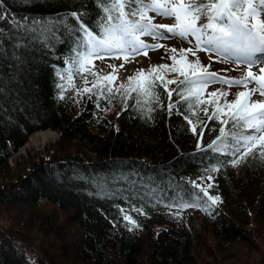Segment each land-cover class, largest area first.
Wrapping results in <instances>:
<instances>
[{
	"label": "trees",
	"instance_id": "trees-1",
	"mask_svg": "<svg viewBox=\"0 0 264 264\" xmlns=\"http://www.w3.org/2000/svg\"><path fill=\"white\" fill-rule=\"evenodd\" d=\"M0 4L6 16L0 20L4 30L0 36V208L14 218L30 215L24 225L18 221L25 232L48 233L66 264H195L206 235L215 237L221 251L232 253L239 245L256 248L252 222L264 219V159L259 148L233 166L231 161L240 154L232 156L231 149L229 155H219L197 148L201 131L203 147L221 126L199 109L198 116L191 115L180 103L169 115L165 107L153 105L156 110L148 120L131 107L125 111L119 94L111 97V103L103 97L97 101L98 89L108 83L84 70L77 74L71 64H65L72 55L73 37L57 22L73 11H88L86 22L95 28L92 0H0ZM34 19L40 24H33ZM12 20L35 31L16 29ZM68 22L74 23L71 18ZM66 69H71V82L67 74L64 80L57 75V70L65 73ZM58 83L66 85L64 99L59 98ZM90 87L91 92L83 91ZM159 90L162 104L167 105V92L162 85ZM171 99H177L175 92ZM201 107H207L209 115L219 109L210 102ZM177 110L183 115H177ZM217 115L226 120L222 111ZM184 116L196 125V133ZM48 131L60 134L62 149L58 144L53 155H45L29 169L20 164L8 180L4 172L10 162L31 138ZM213 167L218 170L211 171ZM193 182L220 200L213 205L204 197L200 207L180 211L166 207L193 199L191 194L200 192ZM43 207L55 209L50 213L52 221L37 214ZM34 215L43 220L31 223ZM125 215L139 226L125 220ZM13 234L0 225V264H46L41 253L46 249L27 244V234L22 240Z\"/></svg>",
	"mask_w": 264,
	"mask_h": 264
},
{
	"label": "snow or ice",
	"instance_id": "snow-or-ice-1",
	"mask_svg": "<svg viewBox=\"0 0 264 264\" xmlns=\"http://www.w3.org/2000/svg\"><path fill=\"white\" fill-rule=\"evenodd\" d=\"M92 3L96 8L95 28L86 22L85 18L89 16L88 11H73L69 17H61L57 21L62 23L70 37H73V47L70 50L72 55L65 60V64H71L77 74L82 73L93 58L104 59L107 56L119 58L122 55L125 60H128L129 57H134L137 54L147 55L148 49L156 50L163 47L161 44L145 43L142 37H149L154 41L179 37L191 45V47L179 49L181 53H191L195 57L196 51L206 50L223 56L240 57L239 62L246 64L249 69L242 79H222L216 73H209L207 67L196 58L187 64L190 76L184 69L179 70V75L184 79L178 81L161 79V84L158 85L156 79L159 78H151L152 73L160 69L169 72L176 71L169 65L162 64L148 70L144 83L131 88H126L122 83L115 91L110 83L115 79V69H113V73L102 78L109 83L98 89L97 101L103 97L111 103V97L119 94L124 101L125 111L131 107L144 114L148 120L153 119L151 114L156 110L153 105L165 107L171 115L176 104L184 103L186 105L184 111L198 116L197 109H199L208 117V120L216 119L221 125L215 129L217 135L203 147L201 141L204 133L203 131L199 133L197 137L198 149L210 150L219 155H229V149H231L232 156L237 157V154H240L231 161L235 166L240 159L249 154L254 155L253 149H256L259 144L260 158L264 159V99L250 103L240 102L242 97H248L250 100V97L255 94L264 97V68L260 69L259 75L253 74L251 71L258 61H264V19H261L264 15V0H92ZM157 17L174 20V23L172 25L157 24L154 22ZM5 18V10L0 4V20ZM69 18L74 23H69ZM11 22L16 29L35 31V29L29 28L27 23L15 20ZM32 23L39 25L40 21L34 19ZM3 34L4 30L0 29V36ZM170 51L176 53L178 50L173 48ZM170 59L175 61V55ZM120 67H123V64ZM65 74H67L68 81L71 82V69H66L65 73L57 70V75L61 80L65 79ZM90 75L96 76V73H90ZM136 76L145 77V71L140 70ZM133 79L134 77H128L129 85L132 84ZM87 83L89 82L85 80V84ZM96 83L97 81H94L92 86L96 87ZM212 83H225L229 88L238 86L246 89L251 84L252 88L248 92L238 93L235 103H225V108L235 109L231 113H224L227 116L225 120L217 115L220 109H216L209 115L208 108L201 107L206 101L201 99L197 89L207 88ZM168 84H175L176 88L167 91ZM161 85L169 98L167 105L162 104V93L159 90ZM57 88L61 89L59 98L64 99L63 91L67 90L66 85L58 83ZM121 89H125V91L121 92ZM91 90V88L83 89L85 92H91ZM77 91L79 92V89ZM132 92H135L136 95L132 96ZM173 92L177 96L175 101L171 99ZM228 94V92L218 90L208 93V97L212 98L218 95L226 97ZM129 99L133 101L131 105L127 103ZM176 114L183 115V112L177 110ZM184 119L192 126V132L196 133V125L189 116H184ZM199 123L207 127L205 121L199 120ZM229 123L230 127H228ZM208 131L211 132L213 129L209 128ZM217 170L216 167L211 169V171ZM208 179H212V177L209 176ZM193 184L200 188V192L191 194L193 199L180 200L166 205V207H174L180 211L189 207H200V201L204 197L213 205L220 200L218 195H210L200 185H196L195 182ZM200 193H203V196ZM134 210L140 215L145 214L141 208ZM204 210L207 211V208ZM120 211L125 212V209L120 208ZM124 219L137 227L139 226L129 215H125ZM129 231L132 229L129 228Z\"/></svg>",
	"mask_w": 264,
	"mask_h": 264
},
{
	"label": "rangeland",
	"instance_id": "rangeland-1",
	"mask_svg": "<svg viewBox=\"0 0 264 264\" xmlns=\"http://www.w3.org/2000/svg\"><path fill=\"white\" fill-rule=\"evenodd\" d=\"M261 19H264V15H262ZM154 22L157 24L172 25L174 20L161 19L157 17L155 18ZM142 39L145 41V43L161 44L163 47H160L156 50L148 49L147 55L137 54L134 57H129L128 60H125L122 55L119 58H116L115 56H107L104 59L93 58L91 63L86 65L84 71L88 73H96L97 80L101 81L103 84L104 82H109L104 81L102 78L109 76V74L113 73V69H115V79L111 80L110 83L115 88H117L122 83L126 86V88H131L145 82L148 70L150 68L162 64H167L170 66V68L176 69V71L169 72L167 70L160 69L157 72L152 73L151 78L158 77L159 79L157 80L162 79L164 81L169 79H175L177 81L184 79L183 76L179 75V70L184 69L186 74L190 76V70L187 68V64L189 61H194L196 58L199 59L202 65L207 67V71L209 73H216L217 76L222 79H242L246 76L249 70L246 64L239 62L241 58L236 59L235 56H223L219 53L208 52L206 50L196 51L195 57L191 53H181L179 49L188 48L191 47V45L185 41H182L179 37L157 41H154L149 37H142ZM173 48L177 49L178 51L176 53L171 52L170 50ZM174 55L176 57L175 61L170 59V57ZM227 57L229 59H227ZM121 64H123V67H120ZM262 68H264V61H258L257 65L251 68V71L253 74L259 75L260 69ZM140 70L145 71V77L136 76ZM128 77H134L131 85L128 83ZM167 87L168 91H172L175 87V84H168ZM251 88V84H249L248 88L246 89L244 87L238 86L229 88L225 83H212L207 88L197 89V91L200 92L202 100L206 101L208 104L209 102L213 103L215 108H219L220 111H222L224 118L227 119V116L224 115V113H231L235 111V109L225 108V103H235L238 93L248 92ZM218 90L228 92L229 94L226 97L219 95L212 98L208 97V93ZM262 99H264V97H261L259 94H255L250 97V100L248 97H242L240 102L244 103L247 101L250 103L251 101H259ZM48 132H52L53 135H50L46 142L39 140L38 143L32 144L31 140L35 138L33 137L30 140L27 148H25L20 153V155L16 156V158L10 162V169H7L4 172V176L8 180L10 179L9 176L16 173L20 166L22 168L26 167V169H29L32 167V164L38 162V160L42 159L45 155V157H47V154L51 156L55 153V151H57L58 144L60 143V135L54 131ZM60 148L62 149V146L60 147L59 144V149ZM258 148L259 144L256 146V149ZM54 210L55 209L53 207H43L41 211L37 212V214L40 217H46L47 220L52 221L51 219L53 216H51L50 213L54 212ZM23 216L25 218L30 217V215L27 214ZM33 217L34 219L30 220L33 224L43 220L36 215ZM15 218L12 217L11 214L7 213V211L0 208L1 226H3L7 231L9 229V231L14 233L17 238H20L21 240L25 238L27 234L30 237L28 240H26L27 244L39 250H42V248L46 249L41 252L45 255L46 264H66V259L63 258L59 247L55 246L53 238H51L48 233L36 230L33 231L34 233L25 232L23 225L26 222V219L21 218L20 216H15ZM19 220L23 222V225L21 222H18ZM252 223L254 224V234L256 235V248L252 249L247 245H239L232 253L221 251L220 247H218L215 237L213 235H206L203 245H200L196 251L195 264H264V219H256ZM52 231L54 232V226ZM19 232L25 233V235ZM145 264L149 263L146 262Z\"/></svg>",
	"mask_w": 264,
	"mask_h": 264
},
{
	"label": "bare ground",
	"instance_id": "bare-ground-1",
	"mask_svg": "<svg viewBox=\"0 0 264 264\" xmlns=\"http://www.w3.org/2000/svg\"><path fill=\"white\" fill-rule=\"evenodd\" d=\"M50 135H53L52 132L37 134V136H35V138L31 140V142L32 144L38 143L39 140L42 142H46Z\"/></svg>",
	"mask_w": 264,
	"mask_h": 264
}]
</instances>
